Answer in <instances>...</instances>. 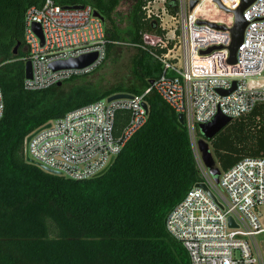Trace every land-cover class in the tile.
Here are the masks:
<instances>
[{
  "label": "trees",
  "instance_id": "1",
  "mask_svg": "<svg viewBox=\"0 0 264 264\" xmlns=\"http://www.w3.org/2000/svg\"><path fill=\"white\" fill-rule=\"evenodd\" d=\"M45 0H0V86L5 114L0 121V264H191L187 250L166 228L171 211L202 181L186 125L152 92L146 124L128 141L101 177L75 181L26 162L25 140L48 122L117 93L141 94L162 67L147 50V35H163L146 19V0H134L126 27L113 14L122 0H55L89 5L108 20L107 58L118 42L139 49L132 73L102 88L90 74L61 86L28 91L25 82V16ZM177 12L178 1L167 0ZM141 46V47H140ZM18 47L15 54L14 51ZM130 113L120 111V135ZM264 111L233 120L213 140L223 171L264 149ZM199 137H203L198 129Z\"/></svg>",
  "mask_w": 264,
  "mask_h": 264
},
{
  "label": "built area",
  "instance_id": "2",
  "mask_svg": "<svg viewBox=\"0 0 264 264\" xmlns=\"http://www.w3.org/2000/svg\"><path fill=\"white\" fill-rule=\"evenodd\" d=\"M158 1L162 4L155 7ZM177 1L175 14L169 11L167 0H146L143 7L146 19L158 23L164 32L147 35L146 46H140L162 67L152 87L141 94L127 93L131 98L110 102L108 97L48 122L27 137H31L28 144L26 138L25 154L27 151L38 167L68 179L95 178L146 124V99L154 91L177 115L184 116L202 175L198 185L205 187L196 185L188 191L169 214L167 231L185 247L191 264H264V149L257 158H245L221 170L216 183L201 160L197 137L199 126L218 114L233 121L258 106L264 111V0H254L243 12L247 26L235 64L229 63L233 12L243 0ZM192 2L197 3L193 9ZM79 6L45 0L40 7L28 9L25 63L32 64V78H25L26 90L41 91L90 74L105 61L109 44L106 22L95 15L93 7ZM227 15L231 20H226ZM34 24L40 25L42 38ZM211 48L216 49L204 54ZM89 54L98 58L84 70L54 71L50 67ZM234 83L230 94H221L232 90ZM120 111H128L130 118L117 136ZM4 114L0 86V121Z\"/></svg>",
  "mask_w": 264,
  "mask_h": 264
},
{
  "label": "water",
  "instance_id": "3",
  "mask_svg": "<svg viewBox=\"0 0 264 264\" xmlns=\"http://www.w3.org/2000/svg\"><path fill=\"white\" fill-rule=\"evenodd\" d=\"M216 2L219 3V0H215ZM254 2V0H243L242 5L235 10L233 13L235 15V24L234 27L231 29V34H232V43L229 47L230 50V59L229 63L230 64H235L236 63V54L238 48L242 44L243 40V35L245 28L247 26V22L243 19V12L245 9ZM197 3L192 2L191 3V9L195 7ZM77 8H80L81 6H75ZM223 8V7H222ZM227 12H230L229 10L226 9ZM95 15L98 17L102 16L95 12ZM216 29L220 30H225V27L223 26H215L212 25ZM34 31L36 34H38L42 38V30L39 24H34L33 26ZM218 49H221V47H217ZM216 48H211L208 51H206L204 54H208L215 50ZM18 51V47H16L14 53L16 54ZM98 55L97 54H89L82 56L77 59H71L68 61H63V62H56L50 65L51 69L54 71H59V70H84L91 65H93L97 61ZM25 78L26 79H31L32 78V64L30 61L25 63ZM235 83L233 84V88L230 91L227 92H221V94L227 95L230 94L234 89H235ZM58 86H61V83L58 84ZM124 98H131V96L127 93H117L112 95L111 97L108 98V100L114 101V100H119V99H124ZM145 107H147L145 105ZM178 120L179 122L184 125V116L182 114L178 115ZM232 122L231 118L225 117L222 114H218L211 122L207 124H202L199 126L200 133L202 134L203 138L198 141V150L201 156V160L205 166L206 169H208L209 174L214 178L216 183H219V177L221 175V169L217 167V163L215 160V157L213 153L211 152L209 141L213 140L225 127H227L230 123ZM49 126V125H48ZM31 137L27 138L26 143L28 144L30 141ZM26 157V162L28 164L36 165L37 164L28 156V152L26 151L25 154ZM114 159H112L111 163L109 164L108 167H106L102 172H100L96 177H101L104 175L109 168L112 166L114 163ZM41 169L51 173V174H56L59 175V173L49 170L44 167H40ZM199 187L205 188L204 185H198ZM232 226L233 222L230 220Z\"/></svg>",
  "mask_w": 264,
  "mask_h": 264
},
{
  "label": "rangeland",
  "instance_id": "4",
  "mask_svg": "<svg viewBox=\"0 0 264 264\" xmlns=\"http://www.w3.org/2000/svg\"><path fill=\"white\" fill-rule=\"evenodd\" d=\"M134 0H122L119 7L113 14V19L117 26L121 29L126 27V20L134 7ZM155 7H159L162 2H156ZM226 20H231L230 15H227ZM107 28H111V24L106 20ZM139 54V49L128 42H118L112 49L111 55L107 58L105 63L93 74L89 76V81L102 88H109L117 85L125 77L132 73L133 61ZM198 140L203 137L197 135ZM211 152L213 153L212 143L209 141ZM214 155V153H213ZM215 157V156H214ZM216 160V158H215ZM217 163V160H216ZM217 167H221L217 163ZM222 170V169H221Z\"/></svg>",
  "mask_w": 264,
  "mask_h": 264
}]
</instances>
